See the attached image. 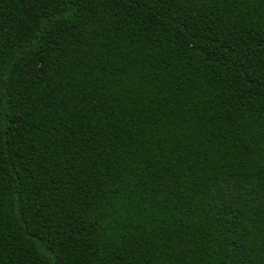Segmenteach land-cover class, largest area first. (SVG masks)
I'll list each match as a JSON object with an SVG mask.
<instances>
[{
  "label": "trees",
  "instance_id": "1",
  "mask_svg": "<svg viewBox=\"0 0 264 264\" xmlns=\"http://www.w3.org/2000/svg\"><path fill=\"white\" fill-rule=\"evenodd\" d=\"M0 264H264V0H0Z\"/></svg>",
  "mask_w": 264,
  "mask_h": 264
}]
</instances>
